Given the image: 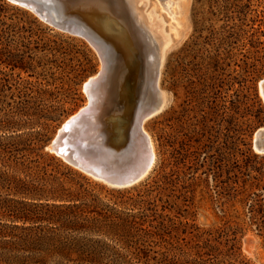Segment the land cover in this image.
Listing matches in <instances>:
<instances>
[{
  "label": "rangeland",
  "instance_id": "1",
  "mask_svg": "<svg viewBox=\"0 0 264 264\" xmlns=\"http://www.w3.org/2000/svg\"><path fill=\"white\" fill-rule=\"evenodd\" d=\"M138 1L116 0L130 28L111 23L108 9L64 1L51 10L73 25L62 28L0 0V222L35 209L28 203L76 204L134 264H264V153L255 147L264 129V0ZM103 58L107 99L93 145L137 158L138 110L161 105L142 125L154 163L126 187L51 148L89 102L84 83Z\"/></svg>",
  "mask_w": 264,
  "mask_h": 264
},
{
  "label": "trees",
  "instance_id": "2",
  "mask_svg": "<svg viewBox=\"0 0 264 264\" xmlns=\"http://www.w3.org/2000/svg\"><path fill=\"white\" fill-rule=\"evenodd\" d=\"M28 205L35 209L13 215L10 223L0 222L1 264H134L115 245L99 238L101 231L80 218L84 211L79 216L76 204ZM166 261L165 264H203L197 259Z\"/></svg>",
  "mask_w": 264,
  "mask_h": 264
},
{
  "label": "bare ground",
  "instance_id": "3",
  "mask_svg": "<svg viewBox=\"0 0 264 264\" xmlns=\"http://www.w3.org/2000/svg\"><path fill=\"white\" fill-rule=\"evenodd\" d=\"M11 1L29 7L30 9L38 13L41 17L62 28L73 27L71 23L67 21H61L59 17L52 15L51 10L53 9V7L48 5V3L46 4V2L44 1ZM139 1L141 2V0ZM164 5L166 6V8H169V4ZM175 11H177V8H175ZM169 13L171 14V17L174 16L171 10ZM147 15L150 20V16L152 15L151 12H148ZM150 23H153V20H151ZM157 25H161V22H158ZM160 37L164 38L165 35H161ZM168 39L169 37L167 39L165 38L164 41ZM102 60L103 66L100 72L88 78L84 83V91L88 95L89 102L65 121V123L59 130L55 140L53 141L51 148L73 164L106 182H109L111 184H132L148 172L155 160V151L152 140L150 138V135L142 126L145 119L150 116V112L144 108L139 109L135 120L133 136L138 141V146L141 151V155L137 158L131 157L128 161H120L115 156H111V153L109 154V152L106 151V148L100 146V143H97L96 146L93 145L94 135H96V132H98V130L100 129L99 125L101 119L102 104L107 99L105 73L106 67L108 66H106L104 58ZM139 60L140 59H138V61ZM102 133H104V131ZM134 143L132 144L134 145Z\"/></svg>",
  "mask_w": 264,
  "mask_h": 264
},
{
  "label": "water",
  "instance_id": "4",
  "mask_svg": "<svg viewBox=\"0 0 264 264\" xmlns=\"http://www.w3.org/2000/svg\"><path fill=\"white\" fill-rule=\"evenodd\" d=\"M64 1H69V2L73 1L74 3H80V4L82 2H86L87 4L95 7L94 9H97V10L101 9V8L108 9V10H110L112 12V15L115 16V20H112L111 23H113V22L114 23L115 22H119L120 23L121 22V24H122L121 26L125 25L126 27H129V28L131 27L129 24L126 23V21L123 18H120L118 16V10L117 9L119 7L117 6L116 0H53V1L50 0V1H47L46 4L48 3V5H50L51 7H61V8H63V2ZM112 19H114V18H112ZM112 26L114 28L113 34H117L118 31L115 29V25H112ZM123 28H125V27H123ZM159 64H160V59H159V62H158V68H159ZM157 73H158V70H157ZM160 107H161L160 102H157L154 105H151V106L147 107L146 109H147V111L150 112V116H151L154 113H156L157 111H159ZM255 147H256V149L258 151L264 153V129H261V130L258 131L257 137H256V141H255ZM110 185L117 186V187H126V186L131 185V184H117L116 183V184H110Z\"/></svg>",
  "mask_w": 264,
  "mask_h": 264
}]
</instances>
